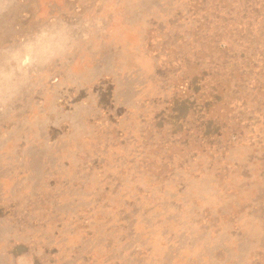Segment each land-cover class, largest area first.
<instances>
[{
  "label": "rangeland",
  "instance_id": "374dc122",
  "mask_svg": "<svg viewBox=\"0 0 264 264\" xmlns=\"http://www.w3.org/2000/svg\"><path fill=\"white\" fill-rule=\"evenodd\" d=\"M0 264H264V0H0Z\"/></svg>",
  "mask_w": 264,
  "mask_h": 264
}]
</instances>
